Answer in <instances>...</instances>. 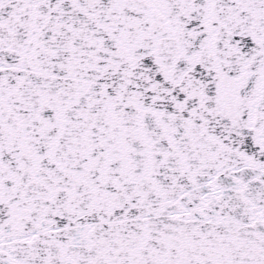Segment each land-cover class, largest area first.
<instances>
[{"label":"snow or ice","instance_id":"obj_1","mask_svg":"<svg viewBox=\"0 0 264 264\" xmlns=\"http://www.w3.org/2000/svg\"><path fill=\"white\" fill-rule=\"evenodd\" d=\"M0 264H264V0H0Z\"/></svg>","mask_w":264,"mask_h":264}]
</instances>
